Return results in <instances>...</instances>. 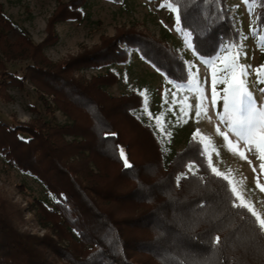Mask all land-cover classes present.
<instances>
[{"label":"trees","instance_id":"obj_1","mask_svg":"<svg viewBox=\"0 0 264 264\" xmlns=\"http://www.w3.org/2000/svg\"><path fill=\"white\" fill-rule=\"evenodd\" d=\"M85 2L59 1L35 42L0 1L1 90L29 80L48 111L66 115L62 122L0 119V155L39 179L48 194L30 203L42 234L19 225L25 208L1 200L0 264H264V230L247 204L234 206L245 203L211 171L200 139L191 134L169 152L141 93L108 89L119 78L110 64L131 48L172 81L186 80L179 47L130 26L60 60L44 52L58 38L56 21L81 17ZM170 2L195 53L213 56L222 44L239 42L226 0ZM256 20L264 31V5ZM13 60L26 61L19 74L7 69ZM101 65L108 66L90 77L76 72Z\"/></svg>","mask_w":264,"mask_h":264},{"label":"rangeland","instance_id":"obj_2","mask_svg":"<svg viewBox=\"0 0 264 264\" xmlns=\"http://www.w3.org/2000/svg\"><path fill=\"white\" fill-rule=\"evenodd\" d=\"M0 1L6 12L38 42L46 34L47 17L58 2L64 0ZM226 2L240 29V40L235 44H222L219 52L213 56L195 53L189 34L176 22L177 11L170 0H86L81 17L56 21L58 38L54 43L45 45L43 50L52 60H60L85 45L99 42L101 34L112 35L117 28L130 26L163 39L168 46L179 47L181 53L178 54L188 66L186 80L179 83L172 81L162 70L143 59L137 49L131 48L121 61L112 63L119 78L109 84L108 89L116 95L133 89L141 93L142 103L152 117L148 119L141 112L154 125L169 152L182 148L190 135L194 134L207 150L212 165L228 176V182L231 181L230 186L236 188V194L251 211L264 219V171L260 168L261 161L252 152L245 151L247 159H241L237 154L236 143H239L240 149L245 148V143L220 119L224 114L223 89L227 85L219 83L224 76L230 82H239L237 86L251 93L257 109L264 108V83L261 82L264 81V31L256 20L257 10L264 5V0L261 3L258 0ZM204 60H212L214 64L205 65ZM179 61H176V65L183 72ZM25 64V60L6 62L7 69L18 74ZM106 66H83L76 72L90 77L104 72ZM228 66H231V71L224 72ZM213 69L218 81L216 105L212 104ZM33 117L49 122L66 119L60 109L55 108L53 112L46 109L29 80L22 86L9 84L4 91L0 83V119L8 124H16ZM156 118H160L159 123ZM220 132L227 133L229 141L226 142ZM256 139L259 142L260 136L257 135ZM35 197L48 199L43 183L16 165H10L0 155V202L6 199L25 208L23 221L19 225L42 234L45 228L30 209Z\"/></svg>","mask_w":264,"mask_h":264},{"label":"snow or ice","instance_id":"obj_3","mask_svg":"<svg viewBox=\"0 0 264 264\" xmlns=\"http://www.w3.org/2000/svg\"><path fill=\"white\" fill-rule=\"evenodd\" d=\"M171 7V5H169ZM175 11V9H173ZM176 22H180V17L177 16ZM219 59V57H217ZM205 65L211 66L214 64L212 60H204ZM231 66H228L224 69V72H230ZM257 74H259V69L257 70ZM264 83V81H261ZM217 74L215 69L212 71V104H217ZM221 84H226L227 87L223 89V115L220 116L221 121H225L227 123V127L231 132H234L240 140H243L245 143V148L240 149L239 143H236V151L237 154L241 157V159H247L245 156V151L252 152L257 156V159L261 161L260 168L264 171V108L257 109L255 101L253 100L251 93L245 92L243 88L237 86L239 82L233 81L230 82L227 76H224L223 79L219 81ZM264 91V90H262ZM242 97H247V99H243ZM157 123H159L160 118H156ZM220 135L227 142L229 141V136L227 133L220 132ZM257 135L260 136L259 142L257 141ZM231 150V149H230ZM201 155H206L207 150L204 149ZM120 157L123 159L125 167H131L128 163V160L125 156L123 149L119 152ZM210 162V156L208 157ZM251 163V161H249ZM211 171L219 176H223L225 180H228V176L221 173L216 167L211 166ZM255 171V168L253 169ZM231 183V181H229ZM257 183H259V178H257ZM233 193H236V188H232ZM239 198V197H238ZM234 206H243L244 205H234ZM252 215L259 222V227L264 230V219H261L260 216L252 211ZM216 242H219V237L215 238Z\"/></svg>","mask_w":264,"mask_h":264},{"label":"crops","instance_id":"obj_4","mask_svg":"<svg viewBox=\"0 0 264 264\" xmlns=\"http://www.w3.org/2000/svg\"><path fill=\"white\" fill-rule=\"evenodd\" d=\"M110 66L113 67V64H110ZM106 68H107V66H106Z\"/></svg>","mask_w":264,"mask_h":264}]
</instances>
